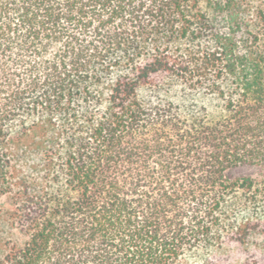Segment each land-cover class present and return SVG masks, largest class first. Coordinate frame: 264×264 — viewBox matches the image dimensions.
I'll return each instance as SVG.
<instances>
[{
	"label": "trees",
	"instance_id": "1",
	"mask_svg": "<svg viewBox=\"0 0 264 264\" xmlns=\"http://www.w3.org/2000/svg\"><path fill=\"white\" fill-rule=\"evenodd\" d=\"M3 196L0 264L246 249L264 234V0H0Z\"/></svg>",
	"mask_w": 264,
	"mask_h": 264
},
{
	"label": "rangeland",
	"instance_id": "2",
	"mask_svg": "<svg viewBox=\"0 0 264 264\" xmlns=\"http://www.w3.org/2000/svg\"><path fill=\"white\" fill-rule=\"evenodd\" d=\"M158 97L179 101V89L178 87L173 89L171 95H167L166 92H160ZM257 172L258 169L256 167L242 166L234 169L232 175H255ZM0 205H9L5 196L0 198ZM6 229L9 231L8 228ZM15 236L23 239V236L17 232ZM176 264H264V234L258 231L253 232L248 239L246 249L235 244L227 245L225 248L217 251H210L209 248L203 247L187 253Z\"/></svg>",
	"mask_w": 264,
	"mask_h": 264
}]
</instances>
